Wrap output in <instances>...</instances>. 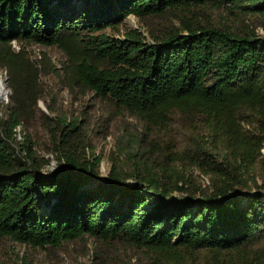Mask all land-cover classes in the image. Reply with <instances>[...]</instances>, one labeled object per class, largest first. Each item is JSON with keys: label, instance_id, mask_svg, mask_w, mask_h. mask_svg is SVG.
Segmentation results:
<instances>
[{"label": "trees", "instance_id": "16d2710c", "mask_svg": "<svg viewBox=\"0 0 264 264\" xmlns=\"http://www.w3.org/2000/svg\"><path fill=\"white\" fill-rule=\"evenodd\" d=\"M169 13L181 27L152 42L125 26ZM263 20L264 0H0V71L12 90L0 117V239L119 242L132 248L129 264H264V35L253 27ZM26 45L59 49L61 67L47 56L39 65ZM49 72L135 115L151 145L102 177L101 158L73 139L80 126L57 119V167L46 171L51 160L23 129ZM154 141L163 159L149 155ZM184 162L207 189L186 186Z\"/></svg>", "mask_w": 264, "mask_h": 264}, {"label": "rangeland", "instance_id": "374dc122", "mask_svg": "<svg viewBox=\"0 0 264 264\" xmlns=\"http://www.w3.org/2000/svg\"><path fill=\"white\" fill-rule=\"evenodd\" d=\"M210 18L217 19L215 14H211ZM206 19L203 18V20ZM246 22L249 23L248 19ZM125 26L138 29L144 33L147 41L152 42L150 36L152 33L165 32L171 27H181V20L172 13L145 20L130 16ZM242 27H245V24ZM253 27L258 34L264 35V20ZM13 47L16 51L22 48L17 42L13 43ZM25 49L30 58L39 65L42 58L47 56L55 67L60 68V61L65 58L55 47L26 45ZM8 76L6 70L0 71V81L4 83L8 94L0 99V107H2L0 117L12 95ZM41 81L44 87V97L39 99L37 112L33 119L26 123L23 131L32 138L38 155L51 160V164L45 168L46 171H52L57 167L54 157L56 153L52 150L55 148V141L57 142L58 137L54 138L50 130V127L53 128L57 123V119L65 118L67 122H76L80 126L79 130L71 133L74 136L73 139L77 145L83 146L79 151L84 152L86 157L92 160L95 158L94 155L101 158L99 172L102 177L110 173L116 159L117 162L122 160L124 167H128L130 155L142 154V151L147 149L150 144L149 132L144 124L126 109L111 101L100 99L93 92L78 88L71 89L55 73L43 74ZM48 105L53 107V111L48 110ZM41 110L47 112L53 120L43 117ZM17 129L20 133L23 132L22 127ZM154 144L153 153L149 155L163 159L165 155L161 145L155 141ZM125 149L127 150L123 153ZM262 153L264 155V148ZM178 168L186 171V177H189L190 183L186 186L191 190L200 186L205 189L209 187V177L201 174L195 166L184 162L178 165ZM131 259L136 262L131 246L119 242L101 243L94 239H80L57 248H32L9 239H0V264H129Z\"/></svg>", "mask_w": 264, "mask_h": 264}, {"label": "bare ground", "instance_id": "6f19581e", "mask_svg": "<svg viewBox=\"0 0 264 264\" xmlns=\"http://www.w3.org/2000/svg\"><path fill=\"white\" fill-rule=\"evenodd\" d=\"M8 95L4 86V83L0 81V99Z\"/></svg>", "mask_w": 264, "mask_h": 264}]
</instances>
